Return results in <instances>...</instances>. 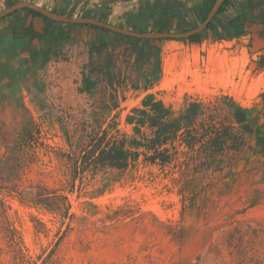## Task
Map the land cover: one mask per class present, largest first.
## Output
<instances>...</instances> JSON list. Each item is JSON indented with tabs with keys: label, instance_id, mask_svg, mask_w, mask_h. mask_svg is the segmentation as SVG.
<instances>
[{
	"label": "rangeland",
	"instance_id": "obj_1",
	"mask_svg": "<svg viewBox=\"0 0 264 264\" xmlns=\"http://www.w3.org/2000/svg\"><path fill=\"white\" fill-rule=\"evenodd\" d=\"M18 3L172 34L214 6L185 27L173 25L177 0H0V13ZM17 12L0 20V264H264V122L235 121L249 94L227 66L183 41L61 24L77 54H100L96 87L80 93L71 46L25 60L10 26L30 16Z\"/></svg>",
	"mask_w": 264,
	"mask_h": 264
},
{
	"label": "crops",
	"instance_id": "obj_2",
	"mask_svg": "<svg viewBox=\"0 0 264 264\" xmlns=\"http://www.w3.org/2000/svg\"><path fill=\"white\" fill-rule=\"evenodd\" d=\"M216 1L217 0H177L178 3L175 7H172L171 12L175 13L177 17L174 18L175 23L173 25L184 24L183 26L185 27L187 25H191L192 16H201L206 14L210 4ZM216 14L211 19V21L213 20L211 28L206 30V27L201 33L197 34L199 36L194 42H190L188 39L176 41L186 42L184 47L187 49L190 48L193 52L197 51V53L200 54L201 51H206V58H210L213 64L221 60V62L227 66V71L232 74L235 79H237L238 83L240 82L241 88L248 91L249 95L246 97L248 98L247 105L242 107L250 112L247 123L251 124L256 120L258 121L259 117V120L262 119L263 121L264 0H227L224 10L219 15L216 16ZM37 19L38 18L29 17V22L26 23L25 26L32 23L34 29L40 30L41 25L39 23L42 21L38 19V23L35 25V20ZM234 20H239L241 22L243 25L242 30L239 35L226 36L223 30V24L232 23ZM235 24L237 25V23ZM58 38L60 41H57L55 38L53 39L55 43L54 47L51 46L52 37L40 41H34L30 51L35 53L36 59L35 61H32L30 54L27 52V56L23 55L25 56V60L29 62V64H35L38 62L39 64H41V62L50 63L51 60L56 59L60 56V54L65 52L69 53V47L71 46L72 48H70V52L74 55V59L82 61V67L84 66L81 71L82 73L78 78V82L76 83V87L78 88L77 90L80 93H87L94 89L96 87L95 83L98 80V74L97 72L92 71V65L93 61L100 57V54L98 52H94L88 56H80V54H77V52L81 49V46L77 47V45L81 42L77 40L80 37L74 38L72 35L65 34L64 36L60 35ZM85 39L86 38H84V40ZM95 41H98V44H94L97 46L99 45V41L102 42L104 39H101L100 36L97 35V37H95ZM164 46L168 49L172 47V49H176L177 51L180 50L177 43H173L171 45L166 43ZM172 53V50H170V52L165 50L158 51L157 57L159 58L160 56H163L165 58L167 55H172ZM7 67L8 64L5 63L0 69L1 71L5 70L8 75L9 70H7ZM0 81L3 82V78H0ZM114 102L119 104L118 99H114ZM142 102L144 109L149 110L157 106L155 103L156 100L154 99L151 100L149 98H143ZM139 117L143 119L142 116ZM135 122L138 124L133 123L132 126L134 128H139L142 125V122L139 120ZM262 127L264 128V123Z\"/></svg>",
	"mask_w": 264,
	"mask_h": 264
},
{
	"label": "trees",
	"instance_id": "obj_3",
	"mask_svg": "<svg viewBox=\"0 0 264 264\" xmlns=\"http://www.w3.org/2000/svg\"><path fill=\"white\" fill-rule=\"evenodd\" d=\"M213 4H214V2H213ZM226 4H227V0H225L223 5L220 7L216 16L219 15L224 10ZM22 11L26 12V16H30L31 18H38L42 21V26H41L40 30L34 29L32 23H29L27 26H25V23L23 22L21 24V26L17 27V28L13 25L10 26L11 27L10 30H11V34L13 36V39L14 40H23L27 46L26 49H27V52L30 54L31 60L35 61V59H36L35 53L30 51V49H32V43L36 40L40 41V40H44V39L49 38V37L55 38L57 41H60L58 38L60 36V34H59V32H58V34L55 33V30L61 24L52 22L49 19L43 17L39 13L32 11V10L23 9ZM17 14H18V12H15L6 18H9V17H11L13 15H17ZM26 18L27 17H24L25 21H26ZM212 22H213V20L207 26L206 30H209L211 28ZM235 23H237V25ZM76 26H82V25H76ZM83 26H88V25H83ZM242 27H243V25L241 24V22L239 20H237V21L234 20V21H232V23L223 24V30H224V33L226 36H228V35H230V36L239 35L241 30H242ZM91 28H95V29H97L103 33H110L109 31L98 28V27H91ZM53 35H54V37H53ZM198 36L199 35H195V36L189 38L188 41L194 42ZM132 40L136 41V42L141 41V40H135V39H132ZM158 107L159 106L157 105L155 108H158ZM249 114H250L249 111H247L246 109L239 107V106H237L235 111H234V119L243 129L246 128L245 124L248 122V117H249L248 115ZM263 122H264V118H263ZM259 135L261 136V138H264V129L260 131ZM119 157H121V153L118 154L117 158H119Z\"/></svg>",
	"mask_w": 264,
	"mask_h": 264
},
{
	"label": "water",
	"instance_id": "obj_4",
	"mask_svg": "<svg viewBox=\"0 0 264 264\" xmlns=\"http://www.w3.org/2000/svg\"><path fill=\"white\" fill-rule=\"evenodd\" d=\"M225 0H217L211 9L206 20L195 29L188 31L182 34H172V33H135L132 31H127L125 29L114 27L112 25H108L102 22L95 21L89 18H71L67 16H61L54 13H50L36 5L30 3H18L13 5L12 7L4 10L0 13V20L12 15L17 11H21L23 9H29L35 11L42 15L43 17L49 19L52 22L59 24H68V25H89L99 27L101 29L107 30L109 32L115 33L117 35L129 37L136 40H181V39H189L199 33H201L209 24L213 16L218 12L220 6L223 4Z\"/></svg>",
	"mask_w": 264,
	"mask_h": 264
}]
</instances>
